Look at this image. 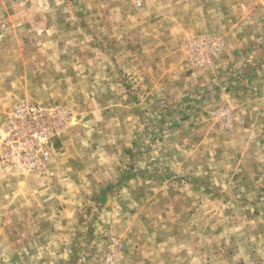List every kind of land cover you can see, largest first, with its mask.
<instances>
[{"label": "rangeland", "instance_id": "rangeland-1", "mask_svg": "<svg viewBox=\"0 0 264 264\" xmlns=\"http://www.w3.org/2000/svg\"><path fill=\"white\" fill-rule=\"evenodd\" d=\"M262 7L0 0V133L21 101L73 118L52 177L0 169V264H264V116L234 100L264 41L219 67L223 36H184L179 60L199 81L180 97L159 62L191 19ZM205 35L223 48L202 70L182 49Z\"/></svg>", "mask_w": 264, "mask_h": 264}, {"label": "built area", "instance_id": "built-area-1", "mask_svg": "<svg viewBox=\"0 0 264 264\" xmlns=\"http://www.w3.org/2000/svg\"><path fill=\"white\" fill-rule=\"evenodd\" d=\"M223 42L212 36L188 39L183 57L202 70L209 69ZM70 112L59 106L21 101L6 113L0 133V169L52 177L56 144L71 127Z\"/></svg>", "mask_w": 264, "mask_h": 264}, {"label": "crops", "instance_id": "crops-1", "mask_svg": "<svg viewBox=\"0 0 264 264\" xmlns=\"http://www.w3.org/2000/svg\"><path fill=\"white\" fill-rule=\"evenodd\" d=\"M259 1L264 3V0ZM230 10L231 8L228 11L225 8L222 14L214 16L215 18H212L211 13H208L202 16L201 19H191V23L186 30L180 28L176 34H173L172 42L174 44L171 43V46L162 49L163 51H169L168 54L163 55L162 59L159 55V62L160 65L164 62L165 65L170 62V64H167L169 66L168 72H164L163 75L171 79L168 87L172 95L180 97L182 90H192L195 83L199 81V74H191L184 70L180 63L179 45L184 36L201 35L203 33H217L223 36L226 40L227 52L224 54L225 58L218 62L219 67L229 65L233 54L245 50L250 44H257L259 47L264 41V9H259L258 12H251L247 15H242L236 9L232 10V12H235L234 14H230ZM258 51H260V61H256L260 63L257 64L256 68L250 70L246 86L242 85L244 90L241 89V95L234 99L238 114L242 116L254 114L264 116V48H260ZM259 54L255 56L259 57ZM254 59L253 57L252 61ZM233 92L231 97L240 94L237 89H234ZM245 128L246 131H254L256 126L254 123L252 125L247 124Z\"/></svg>", "mask_w": 264, "mask_h": 264}]
</instances>
